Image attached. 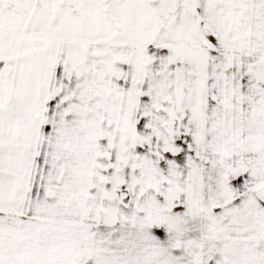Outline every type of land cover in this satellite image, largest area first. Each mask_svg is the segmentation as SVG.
<instances>
[{
  "label": "snow or ice",
  "instance_id": "6c2138e0",
  "mask_svg": "<svg viewBox=\"0 0 264 264\" xmlns=\"http://www.w3.org/2000/svg\"><path fill=\"white\" fill-rule=\"evenodd\" d=\"M0 264H264V0H0Z\"/></svg>",
  "mask_w": 264,
  "mask_h": 264
}]
</instances>
